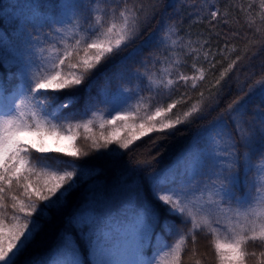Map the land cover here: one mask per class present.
Segmentation results:
<instances>
[{
	"label": "snow or ice",
	"instance_id": "1",
	"mask_svg": "<svg viewBox=\"0 0 264 264\" xmlns=\"http://www.w3.org/2000/svg\"><path fill=\"white\" fill-rule=\"evenodd\" d=\"M176 4L213 28L230 26L238 7L264 46V0L246 6L229 0L223 11L209 0ZM176 4L16 0L0 6V264H185L189 245L188 259L197 256L201 236L215 264H264V166L254 164L257 156L264 159V75L247 91L238 86L244 95L156 168L158 141L220 109L231 91L227 78L242 59L228 63L208 95L201 89L179 111L191 100L187 89L207 80L197 62L203 57L211 71L219 61L213 63L211 34L203 41L182 34ZM158 16L159 32L121 56ZM189 58L191 76L181 71ZM108 65L104 88L92 96L93 77ZM97 119L100 129L112 131L95 135ZM81 129L90 141L84 146L77 144ZM46 136L57 140L55 148ZM146 136V152L125 162ZM61 140L68 143L60 147ZM93 154L94 160L83 159Z\"/></svg>",
	"mask_w": 264,
	"mask_h": 264
},
{
	"label": "trees",
	"instance_id": "2",
	"mask_svg": "<svg viewBox=\"0 0 264 264\" xmlns=\"http://www.w3.org/2000/svg\"><path fill=\"white\" fill-rule=\"evenodd\" d=\"M16 0H0V6L8 5L15 3ZM193 0H188V3L191 4ZM232 5H247L248 0H230ZM144 3L148 5L150 0H144ZM166 4H176V0H165ZM210 4H216L221 10H224L225 4L229 3V0H209ZM176 7L179 9V17L183 19V23L179 25L182 28V34L185 32H190L191 38L196 40L199 38L201 41L208 39L209 35L211 34V50L214 53V60L215 63L218 59L219 63H216L214 69L208 71L209 65L207 62L202 64V68L205 69V75L207 80L205 82H199V87L195 90L191 89L190 87L187 89L188 94L191 96V100L188 101V104H183L179 106V111H184L186 108L196 99H198V92L203 89L205 91V95H208L207 88L214 83L215 79L219 77L220 73L227 67L228 63L232 60L236 59L237 56H241L242 59L237 63L234 67L232 72L229 74V78H227V83L231 85V91L228 89L224 92V99L221 103V108L217 109L216 111L211 112L206 118L203 119H196L193 120L190 124L187 125H180L177 130L174 131V134L168 137L166 140L158 141V146L152 149V154L155 155L157 151L161 152L159 157V163L156 165L157 170L162 168L163 166L170 163L178 153L184 149L189 142L193 139L198 131L203 129L204 127L208 126L211 121H214L219 115L220 112L224 107H226L227 103H230L231 100L235 99L237 95H244L243 92H237L238 86H245V91H247L246 85L254 83L256 80H259L261 75H264V72L261 71V66L264 65V46L259 43L260 35L259 33H255L254 27L249 28L247 25V17L245 13L240 12L238 7H233L231 9V17L230 19V26H224L221 24H216L213 28L211 25L207 23V21H199L193 20L188 18V13L193 11L192 8L176 4ZM173 11L172 8H168L167 12L171 13ZM234 17L235 19H233ZM257 24H259V20L257 19ZM160 17H156L150 23H148L147 28L145 29L144 34L141 35V38L136 40L134 44L130 46L129 49L125 50V52L121 53V56H126L129 51L133 48L141 47L143 45V41L145 36L148 33L157 34L160 30ZM237 32L239 35L233 36L232 33ZM219 33L220 35L217 36L216 34ZM223 50V51H221ZM151 51V48H145L144 55L146 56L148 52ZM225 57H227L225 59ZM117 60L119 57L116 58ZM142 59L141 56H137L134 58L133 61H130V65L135 68L138 66V61ZM160 64H157L156 69L157 71ZM112 68V65H108L107 68L102 69L101 73H97L93 77V86L91 95L95 96L102 88L105 86V75L103 74L104 71ZM181 71L185 74L191 73V68L187 65H183L181 67ZM4 74V69L0 68V76ZM111 74L110 72L108 73ZM191 81H189V85ZM181 92L185 91L183 87L180 89ZM215 91V89H213ZM81 96L85 95L83 86L81 87ZM147 95V93H145ZM173 96L178 97L179 93H175ZM172 96V97H173ZM168 99V98H165ZM165 102V101H164ZM83 104V100H81L78 107H81ZM103 108V106H101ZM107 118H111V116L105 112L104 113ZM111 115H115V113H111ZM99 119L96 121V125L93 128V133L95 135H99L101 131H104L105 134L112 131L111 128L100 129L99 128ZM123 134V133H121ZM152 136L157 135L156 133L151 134ZM85 133L83 129L80 130V138L77 141L79 146H84L86 143H90V141L84 140ZM150 144V137L146 136L141 138L140 140L136 141L135 144L132 146L136 149L134 153L126 155L123 157L124 161H129L130 158L134 156H140L146 152ZM112 147H115L113 145ZM49 155H63V154H55L50 153ZM97 154H93L90 157L83 158L85 160H94ZM65 160L72 159L71 157L64 156ZM97 163L102 164L103 161H97ZM254 164L256 166H261L264 164V159H261L257 156L254 159ZM255 176V174H253ZM103 178V177H102ZM59 227V226H58ZM165 240L168 244L174 243L175 237L165 235ZM190 248L185 252L184 260L185 264H195V261L199 259L201 264H215L214 260V252L210 251L208 245V239L204 236L199 237L197 243V256L193 257L191 260L188 259L190 255Z\"/></svg>",
	"mask_w": 264,
	"mask_h": 264
},
{
	"label": "rangeland",
	"instance_id": "3",
	"mask_svg": "<svg viewBox=\"0 0 264 264\" xmlns=\"http://www.w3.org/2000/svg\"><path fill=\"white\" fill-rule=\"evenodd\" d=\"M172 59H181V60H183V57H173ZM217 61H218V59H217ZM204 63H205V61L203 60V57H201V60L197 62V66L201 67L202 64H204ZM191 64H192V61H191L190 58L187 60V63L183 64V65H187V66H189L191 68V73L188 74L189 76H191L193 74V71H194L192 69V67H191ZM164 66L166 67L167 65H164ZM160 68H161V65L159 66L158 70ZM172 78H174V77H172ZM175 98H177V97L176 96L171 97V99H175ZM164 101H165V103L170 102L169 99H165ZM44 142L49 148H55L57 146V140L54 139L52 136H46ZM67 143H68L67 141L61 140V141H59V146L60 147H64ZM261 166H264V164L261 165Z\"/></svg>",
	"mask_w": 264,
	"mask_h": 264
}]
</instances>
